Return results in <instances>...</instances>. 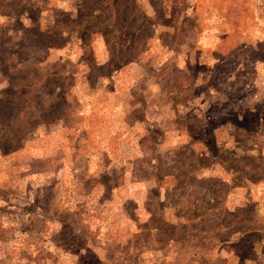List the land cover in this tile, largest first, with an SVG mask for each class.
<instances>
[{"label":"rangeland","instance_id":"obj_1","mask_svg":"<svg viewBox=\"0 0 264 264\" xmlns=\"http://www.w3.org/2000/svg\"><path fill=\"white\" fill-rule=\"evenodd\" d=\"M0 264H264V0H0Z\"/></svg>","mask_w":264,"mask_h":264},{"label":"trees","instance_id":"obj_2","mask_svg":"<svg viewBox=\"0 0 264 264\" xmlns=\"http://www.w3.org/2000/svg\"><path fill=\"white\" fill-rule=\"evenodd\" d=\"M152 178H153V181L155 182L156 181V177H155V174L151 175Z\"/></svg>","mask_w":264,"mask_h":264}]
</instances>
